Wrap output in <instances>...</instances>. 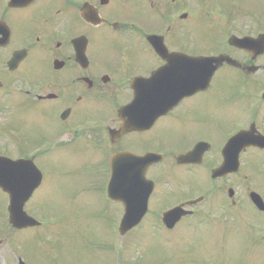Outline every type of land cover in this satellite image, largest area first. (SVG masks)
<instances>
[{
	"label": "flooded vegetation",
	"instance_id": "flooded-vegetation-1",
	"mask_svg": "<svg viewBox=\"0 0 264 264\" xmlns=\"http://www.w3.org/2000/svg\"><path fill=\"white\" fill-rule=\"evenodd\" d=\"M157 4L163 9L164 23H171L172 17L166 18L170 9L160 0H0V131L10 138L8 157L14 160L33 158L36 162L48 159L53 152L70 150L77 161L84 164L82 169L86 176L110 180L111 160L115 156L124 153L138 157L159 155L161 160L146 168L147 178L155 184L149 211L155 203L167 211L200 196L198 198H204L201 203L185 207L194 214L181 222L194 218L197 212L196 217L202 223H225L228 227L236 223L237 214L242 211L234 191L225 186L235 181L237 174L217 179H212L211 175L223 163L226 146L238 132L255 126L264 136V124H261L264 98L263 93L255 92L253 85L257 77L252 75L264 72V65L257 64L264 55L254 57L252 50L251 53L230 47L247 59L239 61L242 67L225 64L213 76L208 90L185 96L169 110L165 98L172 92L166 91L167 78L158 76L152 91L138 87L144 105L148 103L149 107L140 105L132 112H125L123 108L136 95L135 80L150 79L168 64L148 43L149 36L163 37L171 54H190L189 46L174 36L187 37L184 29L179 28L173 35L171 26L165 32L151 27L155 23ZM136 13L140 16L147 13L150 17L140 22ZM225 68L238 71L247 81L248 91H240L245 106L241 100L230 106L231 94L217 91V76ZM175 71L180 72L181 68L176 67ZM201 97L214 101L215 116L225 115L229 107L237 110L241 105L238 111L243 122L223 132L216 144L198 135L185 139L178 132L179 144L175 148L162 144L154 146L157 140L152 136L165 123L186 126L188 135L202 128L214 130L215 123L190 119L188 104ZM146 100L149 102L145 103ZM104 102L109 107L106 115L98 121L92 119L94 107ZM156 111L162 112L158 118L141 114ZM130 121L136 122L137 128L119 134ZM19 126L38 128L39 136L43 135L41 141L28 142L24 138L25 128ZM44 144L53 145L51 153ZM31 148H35L37 155L29 156ZM229 154L233 157L232 149ZM243 155L250 160L253 156L259 158L262 168L255 171L256 175L262 173L261 169L264 171V149L248 148L241 159ZM122 166L123 170H140V165L132 162ZM168 166L182 169L185 175L203 171V178L212 192L186 188L180 193L178 188L184 181L175 183L156 177ZM122 173L124 178L125 172ZM252 193V188L246 189L243 197L246 202ZM213 204L215 208H211ZM113 205L117 207V219L122 220L124 205ZM205 205L208 207L203 209ZM252 207L254 217L263 215L253 204Z\"/></svg>",
	"mask_w": 264,
	"mask_h": 264
},
{
	"label": "rangeland",
	"instance_id": "rangeland-1",
	"mask_svg": "<svg viewBox=\"0 0 264 264\" xmlns=\"http://www.w3.org/2000/svg\"><path fill=\"white\" fill-rule=\"evenodd\" d=\"M184 2L178 12V16L183 13L188 14L187 21H182V26L186 31V36L174 35L185 46H193L201 51L195 50L193 53L204 55H217L226 52L224 47H217L228 44L231 36H252L264 33V0H170V2ZM165 5L166 0H160ZM177 2V3H178ZM167 17L174 16V7L168 10ZM140 16L136 13L137 21L143 22L148 18L147 13ZM240 14V15H239ZM152 28H163L159 18H155ZM262 22V26L259 24ZM200 24V25H199ZM179 28V27H178ZM215 30V32H211ZM217 32V33H216ZM192 39V40H190ZM175 43V41H172ZM224 50V51H221ZM230 55L239 60L246 61L244 55L229 50ZM257 64L264 65V58ZM227 69V70H225ZM217 76V91H226L231 94L229 105L235 106L241 100L245 106L244 99H241L240 91H247V81L239 75L236 70L225 68ZM254 80L257 89L255 92L261 94L264 91V72L255 74ZM214 99V98H213ZM107 102L99 103L94 107L91 117L98 121L106 115L109 107ZM214 101L210 97H201L188 104L190 108V119H195L204 123H215L214 130L202 128L196 134L186 132V126H178L174 123H165L152 136L157 142L154 146H170L175 148L179 143L178 132H181L185 139L194 135L207 137L213 144L222 138L225 131H231L236 124L243 121L239 115L241 105L237 110L229 107L227 113L213 114ZM262 118L264 115L262 114ZM200 118V119H197ZM264 120V119H263ZM264 124V121H261ZM25 128L24 138L30 143H38L42 136L38 128ZM37 136H39L37 138ZM4 138V137H1ZM37 138L36 140H34ZM8 143H9V139ZM34 140V141H33ZM34 151L30 153L33 155ZM0 154L8 155V147H0ZM254 155V154H253ZM254 160L248 162L245 158L243 175L230 186L237 191V201L242 204V208L248 209V204L243 198L245 189L249 186L245 175L249 174L255 182L257 177L255 171L260 169V162L255 156ZM36 165L44 174L42 188L36 193L35 198L29 203L27 213L35 216L46 227L43 233L37 230H27L14 232L8 226V198L0 192V264H20L24 260L27 264H264V216H257L256 220L261 223H253L254 227L249 228L250 223H238V229L244 233L251 231L246 238L234 226H225L218 223L222 231L215 233L216 223H200L194 230L200 234L192 236L191 231L179 227L175 232L158 231L161 224L158 223L161 212L157 215L153 213L145 220V225L130 235L128 241L123 243L124 261L118 255V237L114 230L116 227L115 210L117 207L110 204L101 192V178L91 177L90 182L96 183L97 190H86V174L82 169L83 163L75 158L70 150H63L51 153L48 159L37 161ZM156 177L162 180L168 179L173 182L184 181L182 187L178 188L180 193L185 189L208 190L212 192L210 184L203 178V171L197 175H185L182 169L168 166L161 169ZM105 180L102 181V185ZM264 180L258 182V190L264 193ZM159 203H155L151 210L158 214ZM213 204L211 208H215ZM205 209V207L203 208ZM250 218H253L252 211L249 210ZM247 216V215H246ZM117 219V218H116ZM119 219V217H118ZM160 223V222H159ZM157 224V225H156ZM185 224V223H184ZM156 226L158 228H156ZM11 228V229H10ZM118 228V224H117ZM201 230V233L200 231ZM252 230L255 232L252 233ZM215 233V234H214ZM197 237H199L197 239ZM263 238V239H262ZM120 239V237H119ZM128 245V249L127 248ZM142 249V252L141 250ZM133 250V257L139 261L131 262L129 251ZM130 257V258H129Z\"/></svg>",
	"mask_w": 264,
	"mask_h": 264
},
{
	"label": "water",
	"instance_id": "water-1",
	"mask_svg": "<svg viewBox=\"0 0 264 264\" xmlns=\"http://www.w3.org/2000/svg\"><path fill=\"white\" fill-rule=\"evenodd\" d=\"M249 39L245 40H238L236 38L232 39V42L235 44H245ZM260 42L264 44V36L260 39ZM190 60H198L202 61L204 63L201 64V67L204 69H211L212 71H215L224 61H229L230 59L227 57H218V58H189ZM196 83H200V81H197ZM264 139V138H263ZM264 141V140H263ZM253 139H248L247 135L240 133L236 137V147L238 150L243 148L244 146H247L249 144H253L255 146H262L260 141H257L256 143ZM33 163H25L23 166H25V173L22 174L21 177H18L16 173V163H13L9 161L6 158H0V188L8 192L10 194L11 198V206L9 208L11 217L10 222L11 224L18 229H24L29 227L38 226L39 223L35 221L34 219L28 217V215L24 212V206L27 203V201L32 196L33 192L36 190V188L41 183V176L37 172L36 168L34 167ZM28 166V167H27ZM228 166V165H227ZM226 166V168H227ZM238 166V162H237ZM18 167V166H17ZM12 170H15L14 172ZM122 180L114 179L112 181L110 190L112 188L117 187L118 184H120ZM130 182V180L126 181V183ZM126 214L124 222L121 226V231L123 234H126L128 231L136 227L141 218L143 217V212H141V215L138 214V212L133 208L131 198H130V192H126ZM257 205L264 210V204L260 200V202H257ZM172 216V218H176L177 216H181L180 210H175L170 212L166 215Z\"/></svg>",
	"mask_w": 264,
	"mask_h": 264
}]
</instances>
